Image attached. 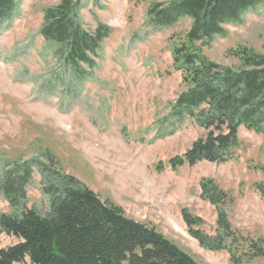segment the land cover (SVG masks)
I'll return each instance as SVG.
<instances>
[{
	"label": "rangeland",
	"instance_id": "374dc122",
	"mask_svg": "<svg viewBox=\"0 0 264 264\" xmlns=\"http://www.w3.org/2000/svg\"><path fill=\"white\" fill-rule=\"evenodd\" d=\"M172 1L79 0L78 23L90 32L103 25L109 35L96 64L78 76L40 33L45 10L60 0H18L12 16L0 21V213L16 210L4 191L8 180L15 186L26 174L20 202L45 213L52 199L45 187L60 182L58 173L70 175L156 227L200 264H234L227 250L204 247L183 218L187 209L202 219L194 229L217 233L216 206L201 196V180L211 178L234 197L225 207L233 230L264 244V199L257 189L264 182L263 133L240 126L226 162L170 165L206 133L174 109L187 87L174 65L173 43L192 20L150 24L151 8ZM223 28L198 43L208 59L235 68L231 52L239 47L264 53V1ZM18 242L0 231V249ZM240 264H264V255Z\"/></svg>",
	"mask_w": 264,
	"mask_h": 264
},
{
	"label": "trees",
	"instance_id": "16d2710c",
	"mask_svg": "<svg viewBox=\"0 0 264 264\" xmlns=\"http://www.w3.org/2000/svg\"><path fill=\"white\" fill-rule=\"evenodd\" d=\"M262 1L174 0L151 8L153 26H171L181 18L192 20L189 30L173 43L174 65L182 70L187 87L174 109L194 119L206 133L184 156L170 160L173 168L202 160L228 161L242 125L264 134V53L239 47L231 52L239 62L234 68L208 59L198 45L210 42L224 32V24L239 21L244 10ZM17 5L18 0H0V21L12 16ZM78 7L79 0H60L45 10L40 30L45 40L59 46L55 55L75 76L84 66L96 64L101 42L109 35L103 25L94 32L83 28L75 17ZM26 176L17 177L15 186L9 180L4 186L16 210L0 213V231L19 242L0 249V264L27 258L32 264H200L156 227L127 216L119 205L103 200L74 176L58 173L60 182L45 187L52 196L47 212L25 206L19 194H23ZM200 186L201 196L216 206L217 233L194 229L202 219L183 209L191 234L206 248L227 250L234 264L263 256L261 239L233 230L225 209L234 201L231 192L211 178L202 179ZM257 189L264 199V182L257 183Z\"/></svg>",
	"mask_w": 264,
	"mask_h": 264
}]
</instances>
